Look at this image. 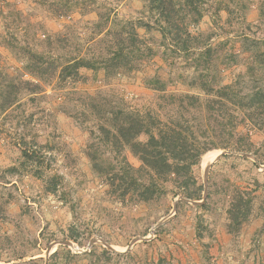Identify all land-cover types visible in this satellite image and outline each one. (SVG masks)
I'll return each instance as SVG.
<instances>
[{
    "label": "rangeland",
    "instance_id": "rangeland-1",
    "mask_svg": "<svg viewBox=\"0 0 264 264\" xmlns=\"http://www.w3.org/2000/svg\"><path fill=\"white\" fill-rule=\"evenodd\" d=\"M136 19L152 21L147 0H0V91L16 84L15 100L0 108V264H169L188 257L191 264H264L263 217L258 216L264 172L255 165L264 163V130L247 128L251 152L239 153L249 156L225 154L211 165L204 208L179 199L169 183L149 202H120L108 195L91 168L88 152L116 161L98 129L97 113L105 107L162 120L182 112L192 122V114L178 111L171 97L197 92L184 83L195 73L189 56L161 46L156 30L145 34L138 28L154 54L124 75L79 68L78 79L59 80L50 73L36 77L18 60L27 51L54 64L98 57L106 50L98 41L100 31ZM198 30L211 35L209 42L217 46L216 64L228 65L222 71L224 83L235 82L238 75L244 90L254 77L264 82V0H204ZM245 34L261 42L256 60L240 48ZM244 46L251 48V41ZM153 75L161 90L144 82ZM22 80L40 89L30 93L20 86ZM6 95L0 94V105ZM24 150L30 159L23 157ZM220 150L210 151L219 155ZM124 153L139 165L129 150ZM202 157L193 173L203 185ZM53 176L56 190L48 191ZM233 186L255 190L249 221L235 236L225 230ZM134 238L142 239L130 245ZM52 243L57 244L46 256ZM59 246L73 258L65 260L60 251L50 258Z\"/></svg>",
    "mask_w": 264,
    "mask_h": 264
},
{
    "label": "trees",
    "instance_id": "trees-1",
    "mask_svg": "<svg viewBox=\"0 0 264 264\" xmlns=\"http://www.w3.org/2000/svg\"><path fill=\"white\" fill-rule=\"evenodd\" d=\"M147 9L152 21H119L117 28L101 30L98 41L105 44L106 50L98 57H73L63 64H54L39 54L27 51L18 60L29 74L36 77L50 73L59 80L78 79L82 77L79 68L101 69L105 76L124 75L144 65L154 54L138 28H142L145 34L156 30L160 34L161 46L189 56L193 61L195 73L186 77L184 83L197 92L171 96L177 103L178 111L192 114V122L184 118L182 112L162 120L150 113L105 107L97 113L100 120L98 129L102 141L109 144L115 153L116 161L109 157L98 158L92 152H88V157L93 172L107 186L108 195L120 202H149L166 191L161 186L165 183L172 185V189L182 197L200 200L203 185L194 176L193 167L200 162L203 154L215 149L251 152L252 143L247 128L264 130V82H261V77H254L255 83L248 90L240 86L241 75L233 83L223 82L222 71L228 65L225 62L221 66L216 64L219 57L217 46L209 42L211 35L204 37L203 32L198 30L204 0H147ZM244 23L248 28L252 26L250 22ZM248 41H251V48L244 46ZM241 47L254 60L261 55L258 54L260 40H250L246 34L241 39ZM144 82L155 90L163 88L155 75L144 78ZM20 83L30 93L40 89L39 84L29 80ZM14 89L16 84L12 83L0 91L1 95L7 94L1 109L15 100L14 96L11 97ZM91 106L95 109L94 104ZM142 135L146 136L145 140L140 139ZM125 149L139 161L138 166L130 163ZM23 157L30 159L32 156L24 150ZM241 158L247 159L245 156ZM36 174L41 177L39 172ZM56 181V176H53L46 190L55 191ZM253 191L254 188L232 187L226 209L225 230L228 234L237 235L242 225L249 221L255 197ZM196 206L204 208L206 205L203 202ZM259 209L258 216L263 217L264 229V205H260ZM58 249L50 258L59 251L64 253L65 260L73 258L66 247L59 246ZM103 253L110 252L104 249Z\"/></svg>",
    "mask_w": 264,
    "mask_h": 264
},
{
    "label": "water",
    "instance_id": "water-1",
    "mask_svg": "<svg viewBox=\"0 0 264 264\" xmlns=\"http://www.w3.org/2000/svg\"><path fill=\"white\" fill-rule=\"evenodd\" d=\"M220 154L212 161L210 162L209 164L206 165V167L203 169V192H202V199L201 200H190L188 198H185V197H179V199L181 200H184V201H187L191 204H200V203H203L205 198H206V195H207V189H208V172H209V169L211 167V165L217 161L219 158H221L222 156H224L225 154H245V153H239V152H236V151H229V150H226V149H222L220 150ZM245 155H248V154H245ZM249 156V155H248ZM175 208V205L173 206V209ZM164 220H160L159 222H157L155 224V226H159ZM138 239H142V238H134L131 242H130V245H132L135 241H137ZM92 242H94L93 240L90 241L89 244H91ZM62 243H65V244H69L68 241H63ZM57 243H52L50 245V247L47 249L46 251V256H49L52 249L55 247ZM109 249H112V247L110 245H106Z\"/></svg>",
    "mask_w": 264,
    "mask_h": 264
},
{
    "label": "bare ground",
    "instance_id": "bare-ground-1",
    "mask_svg": "<svg viewBox=\"0 0 264 264\" xmlns=\"http://www.w3.org/2000/svg\"><path fill=\"white\" fill-rule=\"evenodd\" d=\"M219 152L215 151H210L207 152L203 157H202V167H205L207 164L212 162L218 155Z\"/></svg>",
    "mask_w": 264,
    "mask_h": 264
},
{
    "label": "crops",
    "instance_id": "crops-1",
    "mask_svg": "<svg viewBox=\"0 0 264 264\" xmlns=\"http://www.w3.org/2000/svg\"><path fill=\"white\" fill-rule=\"evenodd\" d=\"M188 257V256H187ZM182 260H176V261H174L173 259L171 260V263H169V264H191L192 262L191 261H189V257H188V260H185V258H181ZM196 262H198L197 260H196ZM197 264V263H196Z\"/></svg>",
    "mask_w": 264,
    "mask_h": 264
},
{
    "label": "built area",
    "instance_id": "built-area-1",
    "mask_svg": "<svg viewBox=\"0 0 264 264\" xmlns=\"http://www.w3.org/2000/svg\"><path fill=\"white\" fill-rule=\"evenodd\" d=\"M256 169L258 172H264V163L256 162Z\"/></svg>",
    "mask_w": 264,
    "mask_h": 264
}]
</instances>
